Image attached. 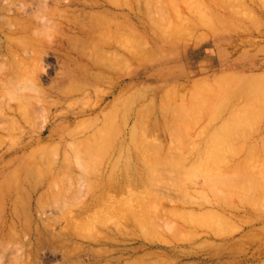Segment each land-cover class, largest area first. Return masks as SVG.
<instances>
[{
    "label": "rangeland",
    "instance_id": "rangeland-1",
    "mask_svg": "<svg viewBox=\"0 0 264 264\" xmlns=\"http://www.w3.org/2000/svg\"><path fill=\"white\" fill-rule=\"evenodd\" d=\"M0 264H264V0H0Z\"/></svg>",
    "mask_w": 264,
    "mask_h": 264
}]
</instances>
